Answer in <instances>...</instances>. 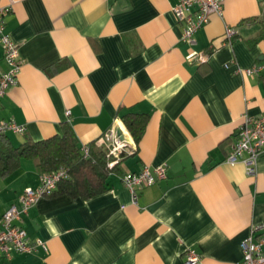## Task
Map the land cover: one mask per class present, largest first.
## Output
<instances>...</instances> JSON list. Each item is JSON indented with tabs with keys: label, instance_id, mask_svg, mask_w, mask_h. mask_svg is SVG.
I'll use <instances>...</instances> for the list:
<instances>
[{
	"label": "crops",
	"instance_id": "0c3cea01",
	"mask_svg": "<svg viewBox=\"0 0 264 264\" xmlns=\"http://www.w3.org/2000/svg\"><path fill=\"white\" fill-rule=\"evenodd\" d=\"M178 0H0L5 32L22 61L16 85L0 99L13 147L72 132L78 148L110 129L130 150L90 199L55 193L17 222L48 252L15 254L0 264H239L240 243L264 224V150L255 173L226 163L245 117L264 115V0H223L193 36L172 12ZM233 30L235 39L226 37ZM196 51L203 62H189ZM0 46V74L7 67ZM147 115L138 144L123 117ZM165 164L166 178L132 193L126 174ZM32 160L0 178V218L26 188L39 185Z\"/></svg>",
	"mask_w": 264,
	"mask_h": 264
},
{
	"label": "built area",
	"instance_id": "2783aa9c",
	"mask_svg": "<svg viewBox=\"0 0 264 264\" xmlns=\"http://www.w3.org/2000/svg\"><path fill=\"white\" fill-rule=\"evenodd\" d=\"M223 0H178L173 6L172 12L179 22L185 27L182 31V41L193 44L194 34L207 24L213 15L221 16ZM3 10L0 9V46L3 49V58L7 67L0 74V99L7 90L16 85L20 73L22 61L19 55V47L13 42L9 34L5 32ZM233 30L226 31V37L231 38ZM204 55L192 51L187 56V61H204ZM264 67L254 65L248 69H237V73L247 76L259 74ZM23 134L25 129L12 122H0V136L5 133ZM123 139L117 136L115 129H110L103 134L95 145L107 150L109 163L112 170L122 160V155L130 150V139L126 131L122 130ZM264 150V115L252 119L245 117L244 122L236 133V141L232 145L226 163L234 165L242 163L248 175L255 173L257 159ZM81 152L84 157L89 155V146H83ZM167 166L162 164L153 171L144 167L140 172L126 174L122 178L123 185L133 196L136 202L135 189L151 186L159 180L166 178ZM68 170L59 168L56 171L39 175V185L36 188H26L18 198V206L13 205L3 213L0 218V261H10L15 254H34L38 251L48 252L46 243L41 240L29 242L26 231L17 224L20 217L26 214L41 198L52 196L57 185L67 179ZM242 259L239 264H264V224L254 225L250 228L249 236L240 243ZM201 256L194 250L184 253V264H199Z\"/></svg>",
	"mask_w": 264,
	"mask_h": 264
},
{
	"label": "trees",
	"instance_id": "16d2710c",
	"mask_svg": "<svg viewBox=\"0 0 264 264\" xmlns=\"http://www.w3.org/2000/svg\"><path fill=\"white\" fill-rule=\"evenodd\" d=\"M235 36L232 37V40ZM264 39V26L257 37L251 42L255 44ZM123 123L135 144H138L144 133L148 116L127 114ZM126 154L122 155V159ZM22 159L35 162L40 174L66 168L67 179L57 185L55 193L71 198L90 199L105 190L109 157L107 150L95 144L89 145V155L84 157L76 144V140L66 126L61 136L36 142L26 141L18 147H13L5 135L0 136V178L7 177L19 165Z\"/></svg>",
	"mask_w": 264,
	"mask_h": 264
},
{
	"label": "water",
	"instance_id": "95a60500",
	"mask_svg": "<svg viewBox=\"0 0 264 264\" xmlns=\"http://www.w3.org/2000/svg\"><path fill=\"white\" fill-rule=\"evenodd\" d=\"M116 134H117V136L120 138V140L123 139V134H122V132L117 131Z\"/></svg>",
	"mask_w": 264,
	"mask_h": 264
}]
</instances>
